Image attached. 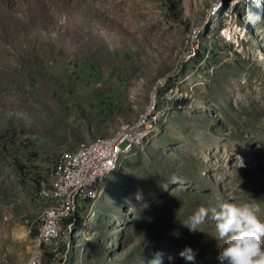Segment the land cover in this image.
I'll list each match as a JSON object with an SVG mask.
<instances>
[{
	"label": "rangeland",
	"instance_id": "1",
	"mask_svg": "<svg viewBox=\"0 0 264 264\" xmlns=\"http://www.w3.org/2000/svg\"><path fill=\"white\" fill-rule=\"evenodd\" d=\"M151 98L143 140L68 218L56 262L25 222L30 178L84 139L82 117L106 104L136 124ZM34 250L264 264V0H0V264Z\"/></svg>",
	"mask_w": 264,
	"mask_h": 264
},
{
	"label": "bare ground",
	"instance_id": "2",
	"mask_svg": "<svg viewBox=\"0 0 264 264\" xmlns=\"http://www.w3.org/2000/svg\"><path fill=\"white\" fill-rule=\"evenodd\" d=\"M222 31V34H224ZM155 104L154 98H151L149 108H146V115L152 111ZM139 114L137 123L126 121L120 124L113 132L83 139L78 142L75 148L62 149L56 157L52 160L51 165L44 170L45 177L37 179V183L33 187L32 199L34 203L39 204L38 215L34 218L26 217L25 222L29 228L37 227L35 236L36 248H47V246H63L65 240L64 227H57L56 237L43 238L44 230V215L47 213H62L67 209V205L74 206V212H68V218L74 214L84 200H94L100 196L103 184L107 181L108 177L114 170L119 160V157L129 152L132 146L139 144L143 138L137 133L138 129L132 132L131 136H124L123 142H118L116 150H109L108 164L102 168L97 177L94 179L93 192L87 197L75 195L78 192V180L82 176H86L87 159L92 157L95 152L96 145H105L112 143L117 139L121 132H126L127 129L133 128L143 118L145 113ZM137 119V118H136ZM135 119V120H136ZM141 139V140H140ZM114 172V171H113ZM39 207V206H38ZM35 228V227H33ZM34 256L29 264H39V259L36 257L38 254L34 250ZM47 253L52 257V250L48 249Z\"/></svg>",
	"mask_w": 264,
	"mask_h": 264
},
{
	"label": "built area",
	"instance_id": "3",
	"mask_svg": "<svg viewBox=\"0 0 264 264\" xmlns=\"http://www.w3.org/2000/svg\"><path fill=\"white\" fill-rule=\"evenodd\" d=\"M147 123L148 115H146L145 111L142 120L133 128L127 129L126 132H121L115 141L105 145H96L92 157L87 159L86 176H82L77 181L78 192L75 195L81 197L90 195L93 192V183L98 172L108 164L109 150H116L118 142H123L124 136H131L132 132L136 131L140 125ZM68 212H74V206L72 204L67 205V209L63 210L62 213H47L44 215L43 238L56 237L57 227H64L65 232L66 226L69 224ZM47 249L52 250V259L56 262L57 258H62L64 246H47Z\"/></svg>",
	"mask_w": 264,
	"mask_h": 264
},
{
	"label": "crops",
	"instance_id": "4",
	"mask_svg": "<svg viewBox=\"0 0 264 264\" xmlns=\"http://www.w3.org/2000/svg\"><path fill=\"white\" fill-rule=\"evenodd\" d=\"M103 96H106V94H101ZM97 97V96H96ZM95 97V98H96ZM110 97V96H109ZM111 98H109V101L107 102V104L109 105V107L112 106L113 101L110 100ZM106 106V104L103 105V107H98L97 110L100 108L99 112L94 114V116L91 117L90 122H88V120L84 117L81 118L80 120V127L82 129L81 136H83L84 139H89L92 136H103L106 134L111 133L117 126H119L120 124H122L125 120H128L129 117L125 114L122 115V117H126L124 118V121H118L116 118L118 117H110L113 116V112L110 113V109H106L109 108ZM75 109L72 110H68V113L66 115H68V118L74 117V116H78V112H74ZM110 113L109 116H107L106 114ZM65 117V116H64ZM80 119V117H79ZM98 137V136H97ZM93 138V137H92ZM81 141V140H80ZM79 142V141H78Z\"/></svg>",
	"mask_w": 264,
	"mask_h": 264
},
{
	"label": "trees",
	"instance_id": "5",
	"mask_svg": "<svg viewBox=\"0 0 264 264\" xmlns=\"http://www.w3.org/2000/svg\"><path fill=\"white\" fill-rule=\"evenodd\" d=\"M45 170V169H44ZM44 170L40 171L39 173H37V177L34 176V177H31L30 178V185H33V187L35 186V184L37 183V179H40V178H44L45 177V174H44ZM33 184H32V183ZM35 227V228H33ZM31 229H33L35 231V234L37 233V227L36 226H33Z\"/></svg>",
	"mask_w": 264,
	"mask_h": 264
}]
</instances>
